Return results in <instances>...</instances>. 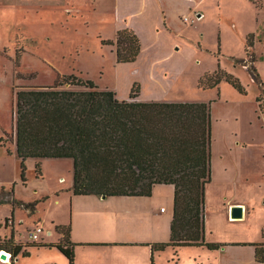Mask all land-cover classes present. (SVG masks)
<instances>
[{
	"label": "trees",
	"instance_id": "1",
	"mask_svg": "<svg viewBox=\"0 0 264 264\" xmlns=\"http://www.w3.org/2000/svg\"><path fill=\"white\" fill-rule=\"evenodd\" d=\"M254 40L253 34L247 38L249 58L235 62L247 66L260 86L257 102L264 113V82L255 66ZM101 42L115 48L118 64L136 62L142 49L140 38L128 28L119 30L114 40ZM223 81L247 94L241 80L220 66L200 78L199 88L219 89ZM140 94L138 82L133 84L129 99L121 100L115 91L100 89L93 80L59 72L53 85L18 87L9 141L16 145L21 181L28 180V159H71L75 194L149 197L155 185H173L171 238L153 244V253L168 247L214 251L229 245L205 238L206 187L212 182L213 172L212 102H144L139 101ZM6 143L0 139L7 153L13 154ZM36 172H40L39 163ZM3 195L0 193V204L9 201L31 213L36 210L38 202L9 200ZM11 220L7 218V226ZM56 230L63 235L58 244H17L13 232L9 239H0V248L8 249L14 261L20 253L29 256L28 247H56L69 264H75L71 226H56ZM262 239L231 245L255 247L256 260L264 264V228ZM150 264H154V255Z\"/></svg>",
	"mask_w": 264,
	"mask_h": 264
},
{
	"label": "crops",
	"instance_id": "2",
	"mask_svg": "<svg viewBox=\"0 0 264 264\" xmlns=\"http://www.w3.org/2000/svg\"><path fill=\"white\" fill-rule=\"evenodd\" d=\"M205 2L206 0H118L117 10L124 13L126 8L129 13L128 16L120 17L127 19L116 26L115 36L119 30L133 29L142 44L136 62H116L117 66L127 67L128 73L135 76L129 81L126 95H120L119 89H113L119 99H129L133 84L138 82L141 85L139 101L181 102L178 96L185 59L180 58L177 64L170 60L175 59L173 55L181 50L194 49L195 46L202 49L205 28L200 23L204 17L201 8ZM253 2L210 0L215 32L214 49L223 57L246 61L249 58L247 38L253 34L255 43L252 52L260 68L264 64V0L258 1L257 6ZM181 15L188 16L190 19L185 17L187 20L184 18V22L191 20V24L180 25ZM103 46L113 52L116 60L115 48ZM234 49L241 50V53L234 52ZM102 74L103 72L100 73ZM261 79L264 82V74ZM11 149V156L17 157L16 145L12 144ZM64 161L71 168L69 178L61 176L58 182L54 181L49 185L48 191L30 188L32 178L44 181L50 165L57 167ZM38 163L39 173L36 172ZM26 165L29 178L27 182L21 181L19 173L17 179L0 183V193L13 189L12 199L25 203L38 202L36 210L31 213L9 201L0 204V239H9L14 232L17 244H58L63 235L57 232L56 226L70 225V241L75 244V264H150L153 255L154 264H263L256 260L255 247L231 244L263 241L264 226L253 239L220 241L229 245L219 250L168 247L164 251L153 253V244L169 242L171 238L175 197L173 185H155L153 194L149 197L75 194L71 159H28ZM248 202L245 199L224 204L229 223L247 217ZM237 205L244 209L242 219L231 218V209ZM7 218H12L8 226ZM37 227H42L44 231L41 238L33 242L29 233ZM209 231L210 229L208 232L206 229L207 242L212 241ZM27 250L30 252L29 256L25 257L20 253L13 261L12 253L0 248V257L2 254L7 255L4 261L0 259V264H69L67 257L56 247H28Z\"/></svg>",
	"mask_w": 264,
	"mask_h": 264
},
{
	"label": "rangeland",
	"instance_id": "3",
	"mask_svg": "<svg viewBox=\"0 0 264 264\" xmlns=\"http://www.w3.org/2000/svg\"><path fill=\"white\" fill-rule=\"evenodd\" d=\"M258 1L253 4L257 6ZM117 7L118 0H0V139L9 148L18 87L53 85L57 72L74 73L93 80L100 89H119L120 95H126L135 76L127 67L117 66L115 55L101 42L114 39L116 26L127 19L120 17L128 16V9L120 13ZM201 10L202 49L181 50L169 60L177 64L185 59L179 101L212 102L213 172L206 187L205 236L210 229L211 242L253 239L264 226V113L257 102L261 88L247 66L217 54L210 0ZM185 17L190 19L181 15L180 25L191 24V20L184 22ZM218 66L238 77L247 94L226 81L219 89L199 88L200 78ZM255 66L263 77L264 64L259 68L255 62ZM70 170L65 161L57 167L50 165L45 180L32 178L30 188L48 191L61 176L69 178ZM19 173L18 158L1 146L0 183L17 179ZM3 197L11 200L13 195L6 192ZM245 199L249 200L247 217L229 223L224 204Z\"/></svg>",
	"mask_w": 264,
	"mask_h": 264
},
{
	"label": "water",
	"instance_id": "4",
	"mask_svg": "<svg viewBox=\"0 0 264 264\" xmlns=\"http://www.w3.org/2000/svg\"><path fill=\"white\" fill-rule=\"evenodd\" d=\"M243 211H244V209L242 206H240V205L233 206L231 209V218L242 219L244 217ZM1 258L5 260L7 258V255L2 254Z\"/></svg>",
	"mask_w": 264,
	"mask_h": 264
},
{
	"label": "built area",
	"instance_id": "5",
	"mask_svg": "<svg viewBox=\"0 0 264 264\" xmlns=\"http://www.w3.org/2000/svg\"><path fill=\"white\" fill-rule=\"evenodd\" d=\"M185 20H187V18H185ZM43 231H44V230H43L42 227H37L35 230H33V231H31V232L29 233V238H30L33 242H36V241H38V240L41 238V235H42ZM10 257H11V256L9 255V258H10ZM0 259L4 261V259H2L1 257H0Z\"/></svg>",
	"mask_w": 264,
	"mask_h": 264
},
{
	"label": "bare ground",
	"instance_id": "6",
	"mask_svg": "<svg viewBox=\"0 0 264 264\" xmlns=\"http://www.w3.org/2000/svg\"><path fill=\"white\" fill-rule=\"evenodd\" d=\"M235 221V220H234ZM9 260V259H8ZM7 261V260H6Z\"/></svg>",
	"mask_w": 264,
	"mask_h": 264
}]
</instances>
